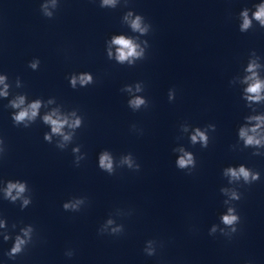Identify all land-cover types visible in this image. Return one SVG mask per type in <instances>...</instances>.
I'll return each mask as SVG.
<instances>
[{
	"label": "clouds",
	"instance_id": "obj_1",
	"mask_svg": "<svg viewBox=\"0 0 264 264\" xmlns=\"http://www.w3.org/2000/svg\"><path fill=\"white\" fill-rule=\"evenodd\" d=\"M117 0H102L101 7H111L115 8ZM254 9V10H253ZM48 16L52 14L50 12L45 13ZM133 17L132 12H128L124 19L127 21L129 18ZM239 31L241 33H246L254 27V21L256 25L260 28H264V0L259 3H255L253 8L245 7L239 12ZM145 18L138 14L130 20V26L133 31L139 32L140 34H147L150 24H144ZM111 45H115L116 54L115 59L120 63L124 64L127 62L129 65L134 64L135 58H141L144 55V49L140 48L139 45L134 43L133 39L126 38L123 35L115 36L111 40ZM109 58H112L113 53L111 47L108 51ZM40 65L39 59H33L29 62V67L32 70H37ZM264 70V63H261V57L253 50L249 54V58L246 66L243 68L244 76L241 80V84L244 85L241 92V99L245 102V107L251 110V113L244 117V123L238 127L237 136L238 144L242 141L244 148H253L255 151L252 153L254 156L264 155V112H257V105H264V76L261 75V71ZM69 83L72 88L76 85L86 86L93 82V77L90 73L84 72L80 74H73L69 78ZM7 75H0V85H3V89L0 90V97L8 98L9 96V83ZM17 87L20 86V78L16 79ZM144 89L141 84L137 83L135 85V92H141ZM123 91L129 93L133 92V87L131 85H125ZM168 99L172 101L175 99V89H170L168 92ZM48 103H52L51 100ZM129 106L135 111L140 109L142 106L147 108L149 102L146 98L142 96H134L129 100ZM42 100L35 99L34 101L26 104L25 95H18L16 98L9 101L7 107L16 109L11 114V119L14 125H21L25 128L30 127V124L36 120L39 115L40 109L42 107ZM74 116L75 113H72ZM42 121L44 124L50 126V133H46L44 140L51 143L52 136H60L61 142L57 145L58 148L63 149L65 142L71 140V133H65L64 129L67 126L69 129H76L81 126V119L79 117L75 119H70L67 115H61L58 110L53 109L51 112L43 115ZM216 125L209 124L205 128L194 127L192 133L189 136L190 143L194 146L199 144L201 148H207L209 145V132L215 131ZM183 131L187 132L188 127L183 126ZM4 140L0 139V143ZM237 145H233L235 149ZM180 153L176 160V167L180 170L189 169L188 174H191V170L196 167V157L193 152L186 150L184 147L178 149H173ZM74 153H80V148H74ZM5 150L0 148V157L3 156ZM85 158V154H80L77 156L74 163L79 166L81 160ZM98 167L112 175L116 172L117 168L127 167L130 170L139 171L140 165L136 162V159L131 153L122 155L119 160L113 156L108 150L101 151L98 154ZM223 176L228 178L229 184L237 185H251L260 179V173L254 171L244 164H239L237 166L229 165L223 169ZM240 181H243L240 184ZM3 187H0V192L3 194V199L15 204L17 201L20 202L21 210L27 208L32 203L31 195L26 196L25 193L29 190L27 181L22 180H7L2 181ZM220 192L228 197L224 201L225 205H230L227 207V211L220 215V223L213 224L209 229V235H215L219 232L222 236L231 238L235 233L238 232V225L241 223V217L237 212V209L232 201H239L242 198V193L238 188H227L221 187ZM86 197H73L72 199L63 203L62 207L65 211L78 212L81 207L86 203ZM222 224L223 227L219 225ZM0 228H8L7 221L5 219H0ZM12 228L15 229L16 225L13 224ZM34 227L32 225H26L20 229L19 234L15 235L13 244L11 248L5 253L9 259H15L17 256L24 253L28 247L33 242ZM99 234H108L113 236H118L124 233V225L118 224L114 218L111 216L101 225L98 230ZM3 240L6 242L11 239L10 233L7 231L2 234ZM162 247V243L157 240L150 239L145 242L143 252L146 256L152 257L157 255V248ZM65 255L71 258L74 255L72 250L65 252ZM251 264V262H248Z\"/></svg>",
	"mask_w": 264,
	"mask_h": 264
}]
</instances>
